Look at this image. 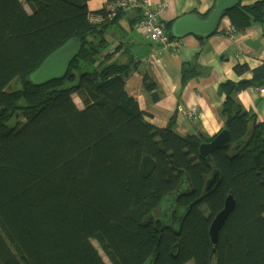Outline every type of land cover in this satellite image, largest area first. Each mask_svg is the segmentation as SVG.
I'll return each mask as SVG.
<instances>
[{"label":"trees","instance_id":"16d2710c","mask_svg":"<svg viewBox=\"0 0 264 264\" xmlns=\"http://www.w3.org/2000/svg\"><path fill=\"white\" fill-rule=\"evenodd\" d=\"M88 1L0 0V264H107L93 240L112 264H134L131 258L143 264L156 249V264H264V124L252 130L233 97L264 84V64L251 80L220 85L227 94L221 115L233 142L203 158L199 146L212 138L181 135L172 123L151 124L126 89L129 66L108 62L116 50L101 58L106 27L118 17L90 23ZM72 6L84 8L83 17ZM224 16L236 30L264 24V0L239 3ZM172 25H164L171 38ZM70 39L82 45L66 76L33 84L30 75ZM143 85L159 100L148 73ZM181 169L194 192L182 185L185 221L176 234L147 223V216L162 200H173ZM216 169L218 188L188 209ZM230 193L236 209L212 255L210 226Z\"/></svg>","mask_w":264,"mask_h":264},{"label":"crops","instance_id":"0c3cea01","mask_svg":"<svg viewBox=\"0 0 264 264\" xmlns=\"http://www.w3.org/2000/svg\"><path fill=\"white\" fill-rule=\"evenodd\" d=\"M105 1L89 0L85 9L87 12L100 9ZM149 1L152 7L168 3L161 16L165 25L187 14L205 18L216 0ZM256 1L240 0V3L245 6ZM120 13L106 27L108 48L101 58L116 50L108 62L129 66L126 89L147 113V120L159 128L172 123L174 130L184 136L201 135L206 139L216 136L226 127L221 109L227 94L220 92V85L227 81L251 80L253 71L264 64V24L254 23L236 30L232 21L224 16L214 34L173 37L180 43L179 47L162 48L151 42L137 25L140 10ZM239 66L248 69L238 73ZM145 73L156 81L159 100H154L145 90ZM260 87L264 84L233 93L242 112L250 116L252 130L254 125L264 124V91L261 92ZM188 111H195L196 115L188 116Z\"/></svg>","mask_w":264,"mask_h":264},{"label":"water","instance_id":"95a60500","mask_svg":"<svg viewBox=\"0 0 264 264\" xmlns=\"http://www.w3.org/2000/svg\"><path fill=\"white\" fill-rule=\"evenodd\" d=\"M240 0H216L214 7L209 11L205 18L197 14H187L176 20L173 25L171 32L174 37H184L187 35H198L203 37H208L214 34L220 25L223 14L228 9L237 6ZM81 42L77 39H70L54 52H52L31 75L30 79L33 84L41 85L47 84L56 79H62L66 76L69 71L70 65L73 60L78 55L81 49ZM233 142L232 132L228 127L223 128L216 136H214L210 141H203L199 146V154L203 158L211 159L213 153L216 150L222 149L229 146ZM184 170H179L180 175H182V184L176 190V195H174L173 200H179L182 195V185L186 184L188 190L192 188L194 192L193 184L189 183L190 177L184 175ZM221 182L220 171L215 170L213 175L207 180L204 193L196 198L188 209L193 207L195 204L204 199L207 195L212 194L219 186ZM167 200V199H166ZM165 200H162L161 204ZM236 199L232 193L228 195L225 200L224 208L215 216L212 220L210 226V236L213 244L212 255L216 253L217 245L220 240V233L226 224L230 215L236 209ZM185 209V207H184ZM157 249L154 252L152 258L157 256ZM148 264H155L154 261Z\"/></svg>","mask_w":264,"mask_h":264},{"label":"built area","instance_id":"2783aa9c","mask_svg":"<svg viewBox=\"0 0 264 264\" xmlns=\"http://www.w3.org/2000/svg\"><path fill=\"white\" fill-rule=\"evenodd\" d=\"M167 7V2L160 6L152 7L149 0H114L111 3L102 5L99 9L105 12L99 13V10H91L87 14L90 23H100L113 19L120 9L134 8L140 10V17L137 25L144 31L151 42L156 43L162 48L179 47L180 43L177 39H172L168 35L167 29L164 27L161 20L162 13ZM259 90L263 92L264 87H260ZM189 112L191 114L190 116L196 114L195 111Z\"/></svg>","mask_w":264,"mask_h":264},{"label":"flooded vegetation","instance_id":"af4514ba","mask_svg":"<svg viewBox=\"0 0 264 264\" xmlns=\"http://www.w3.org/2000/svg\"><path fill=\"white\" fill-rule=\"evenodd\" d=\"M186 188L187 186L184 184V189ZM184 207L185 205L181 204L180 200L168 201L167 199L163 204L158 205L155 210L147 216V223L152 221L156 227L157 225H160L159 228L161 231L172 229L176 234H181L183 223L185 221L183 216ZM180 246L181 241H176V243L172 246V252L170 251V254L174 255V257H177V251L180 249ZM156 260L155 258L151 257L143 264H148L152 261H154L156 264Z\"/></svg>","mask_w":264,"mask_h":264},{"label":"rangeland","instance_id":"374dc122","mask_svg":"<svg viewBox=\"0 0 264 264\" xmlns=\"http://www.w3.org/2000/svg\"><path fill=\"white\" fill-rule=\"evenodd\" d=\"M113 1H114V0H113ZM113 1L106 0V1H105V4H107V3H111V2H113ZM87 3H88V2H87ZM86 7H87V6H86ZM213 7H214V6H213ZM213 7H212V8H213ZM212 8H211V9H212ZM132 9H134V8H132ZM84 10H85L84 8H76L75 6H72V7H71V13L74 14V15L79 16V18H80V17H83V14L85 13ZM97 10H99V9H97ZM128 10H131V9H120V10L118 11L117 15L114 17V19H110V20H108L107 23H110V22H112L113 20H115L117 17H119V14H121L120 12H122V11H128ZM136 10H137V9H136ZM105 22H106V21H105ZM166 31H167V30H166ZM167 33H168V31H167ZM6 42H7V45H8V47H9L10 51H11V52L13 53V55L16 57L17 61H18L20 64H23L24 61H25V59H24L23 55L21 54V51L19 50V48H18L17 45L15 44V42H14L12 39H10V38L7 39ZM96 65H97V64H96ZM75 100H76V102H77L80 106L82 105L81 100H80L78 97H76ZM187 115H188V116L191 115L189 111H188ZM193 115H196V114H193ZM124 219H125V217H122V218L116 220L114 223H112V225H111V230H112L113 232H115V231L120 227V225H121V223L123 222ZM93 243H94V245L98 248V250L100 251V253H101L102 256L104 257V259L106 260L107 264H112V262L109 260V258H107V256L105 255V253H104L102 247L100 246V244L98 243V241H97V240H93ZM131 260H132L133 263L135 264V261H134L132 258H131Z\"/></svg>","mask_w":264,"mask_h":264},{"label":"bare ground","instance_id":"6f19581e","mask_svg":"<svg viewBox=\"0 0 264 264\" xmlns=\"http://www.w3.org/2000/svg\"><path fill=\"white\" fill-rule=\"evenodd\" d=\"M92 3H94V2H92ZM98 12H99V13H103V11H102V10H99Z\"/></svg>","mask_w":264,"mask_h":264}]
</instances>
